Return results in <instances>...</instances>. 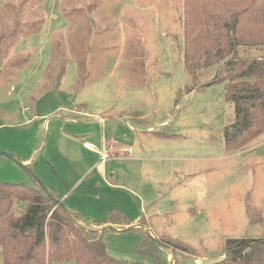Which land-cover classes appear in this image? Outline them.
<instances>
[{"label":"rangeland","instance_id":"374dc122","mask_svg":"<svg viewBox=\"0 0 264 264\" xmlns=\"http://www.w3.org/2000/svg\"><path fill=\"white\" fill-rule=\"evenodd\" d=\"M183 27L184 0H0V182L40 183L86 226L125 216L103 241L128 264L264 236V134L226 149L234 104L215 68L188 76Z\"/></svg>","mask_w":264,"mask_h":264},{"label":"trees","instance_id":"16d2710c","mask_svg":"<svg viewBox=\"0 0 264 264\" xmlns=\"http://www.w3.org/2000/svg\"><path fill=\"white\" fill-rule=\"evenodd\" d=\"M183 29L188 76L197 81L216 68L208 83H224L226 100L234 104L226 149H246L264 134V0H184ZM53 197L40 183L0 182L3 264H128L107 253L101 233L112 224L131 225L125 216L110 211L104 222L86 226ZM211 264H264V236L228 239L222 258Z\"/></svg>","mask_w":264,"mask_h":264},{"label":"water","instance_id":"95a60500","mask_svg":"<svg viewBox=\"0 0 264 264\" xmlns=\"http://www.w3.org/2000/svg\"><path fill=\"white\" fill-rule=\"evenodd\" d=\"M0 155H7V156H9V157H12L11 155H9V154H7V153H5V152H0ZM41 187H42V189L47 193V195H48L49 197L54 198V197L52 196V194L49 193V191L46 189L45 186L41 185ZM55 200H56V199H55ZM56 201H57L58 205H59L62 209L67 210L66 207L64 206V204H63L60 200L57 199ZM132 228H133V227H131L130 229H132ZM107 230H114V228L111 227V226H107L106 228H104V229L102 230L101 233H104V232L107 231ZM151 236H152V235H151ZM155 240H156V239H155ZM156 241H157V240H156ZM157 243L161 244V242H159V241H157ZM172 264H175V262L172 261Z\"/></svg>","mask_w":264,"mask_h":264},{"label":"built area","instance_id":"2783aa9c","mask_svg":"<svg viewBox=\"0 0 264 264\" xmlns=\"http://www.w3.org/2000/svg\"><path fill=\"white\" fill-rule=\"evenodd\" d=\"M84 147L88 150H93L94 147L93 145L89 144V143H85ZM109 157L108 154H104L103 157H102V162H105V160Z\"/></svg>","mask_w":264,"mask_h":264},{"label":"crops","instance_id":"0c3cea01","mask_svg":"<svg viewBox=\"0 0 264 264\" xmlns=\"http://www.w3.org/2000/svg\"><path fill=\"white\" fill-rule=\"evenodd\" d=\"M214 70L216 71V68H215ZM93 147H94V146H93ZM85 149H86V148H85ZM86 150H87V151H95V148H94L93 150H88V149H86ZM103 163H104V162H103ZM138 225H139V224H138ZM130 226L132 227V226H134V225L131 224ZM130 226H129V227H130ZM139 226H140V225H139Z\"/></svg>","mask_w":264,"mask_h":264}]
</instances>
